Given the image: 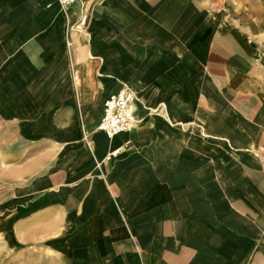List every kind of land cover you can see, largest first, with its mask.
Here are the masks:
<instances>
[{"label":"crops","instance_id":"0c3cea01","mask_svg":"<svg viewBox=\"0 0 264 264\" xmlns=\"http://www.w3.org/2000/svg\"><path fill=\"white\" fill-rule=\"evenodd\" d=\"M248 32L264 34V0H0L14 204L50 264H264V55ZM125 86L137 121L109 138L104 101Z\"/></svg>","mask_w":264,"mask_h":264},{"label":"rangeland","instance_id":"374dc122","mask_svg":"<svg viewBox=\"0 0 264 264\" xmlns=\"http://www.w3.org/2000/svg\"><path fill=\"white\" fill-rule=\"evenodd\" d=\"M262 33L248 32L264 55ZM23 148L15 128L0 124V264H50L48 256L53 253L46 247L50 239L41 236L38 224L24 221L26 212L14 204L18 179L13 168L23 161Z\"/></svg>","mask_w":264,"mask_h":264},{"label":"built area","instance_id":"2783aa9c","mask_svg":"<svg viewBox=\"0 0 264 264\" xmlns=\"http://www.w3.org/2000/svg\"><path fill=\"white\" fill-rule=\"evenodd\" d=\"M79 0H59L60 6L66 8ZM135 93L128 87L121 88L104 101L103 117L99 130L111 138L132 128L136 122L134 108ZM118 150L113 154H117Z\"/></svg>","mask_w":264,"mask_h":264},{"label":"bare ground","instance_id":"6f19581e","mask_svg":"<svg viewBox=\"0 0 264 264\" xmlns=\"http://www.w3.org/2000/svg\"><path fill=\"white\" fill-rule=\"evenodd\" d=\"M58 2H59V0H58ZM59 4H60V3H59ZM135 103H136V96H135ZM135 119H136V121H137V116H136V118H135ZM134 125H135V124H134Z\"/></svg>","mask_w":264,"mask_h":264}]
</instances>
